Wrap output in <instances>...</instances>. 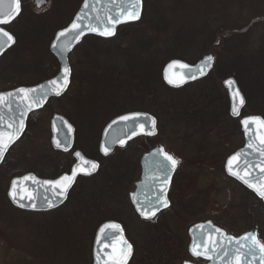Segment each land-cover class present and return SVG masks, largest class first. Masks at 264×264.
<instances>
[{"label":"water","instance_id":"95a60500","mask_svg":"<svg viewBox=\"0 0 264 264\" xmlns=\"http://www.w3.org/2000/svg\"><path fill=\"white\" fill-rule=\"evenodd\" d=\"M45 1V0H44ZM39 9L48 3L36 0ZM21 12V0H0V59L17 43L16 37L4 29L15 22ZM144 13V0H85L72 23L60 30L51 44L50 52L60 64L55 78L31 87L0 94V168L10 149L23 137L29 117L43 110L53 99L62 98L72 79L70 58L87 37L112 39L120 27L139 22ZM215 57L205 56L197 64L182 60L169 62L163 70L164 83L171 89L204 80L213 72ZM230 101V114L241 118L247 100L238 81L231 77L222 84ZM60 114L54 115L52 147L64 153L75 145V127ZM246 146L228 158L225 166L229 178L242 184L264 203V118L259 115L241 119ZM158 120L151 114L133 112L117 117L105 128L100 151L108 157L117 149L126 148L140 137H156ZM75 155L76 164L69 175L57 180L26 174L12 180L8 198L17 209L44 213L56 210L67 202L70 192L80 177H91L100 171L97 161L86 158L82 152ZM143 179L131 202L144 219H153L168 206V194L173 176L179 166L173 155L164 148H155L142 161ZM160 182L159 188L151 182ZM152 189L153 192H148ZM191 253L203 256L212 264H264V244L257 233L249 232L240 238L228 237L211 223L191 229ZM207 238H206V236ZM93 264H130L133 246L127 240L120 223L111 221L101 225L95 235ZM205 247L206 255L196 252ZM190 264V263H189Z\"/></svg>","mask_w":264,"mask_h":264},{"label":"rangeland","instance_id":"374dc122","mask_svg":"<svg viewBox=\"0 0 264 264\" xmlns=\"http://www.w3.org/2000/svg\"><path fill=\"white\" fill-rule=\"evenodd\" d=\"M30 1V4L29 2L27 3L26 14L21 18L20 21H18L16 27L10 29V31L12 34L20 36L22 39L23 36L28 34L27 32H29L30 26L33 24L34 26L38 25L37 32L38 34L41 32L44 43H46L47 40L49 41V38L51 40L53 39V36L56 33L55 29H60L66 22H70L72 18L71 16L74 15H72V12L74 13L77 11L76 5L78 4V0H74L71 6L72 9L70 8L69 13H65V10L63 9H65L66 6L63 7L62 4L58 7L51 6L52 9L55 8L56 10L52 11V9H50L49 14V11L38 13L35 9L33 10L32 0ZM161 3L164 2L161 1ZM166 5L167 10L171 11L173 4L169 3ZM236 6L237 8L234 9ZM150 10H152V8H150ZM170 14L172 17H174V20H177L179 23H185V29H202L201 35H204L202 39H205L206 43V37L210 30H219L221 26L228 23V21L231 19H235V22H241L243 26H249L251 23L256 24V22H259L251 29L248 42L249 49H260L259 54L256 55V58L243 61L244 59L240 58V55L236 53L229 54V49L226 50L220 46L218 51L224 52L221 53L223 55L222 63L221 65L218 63L217 56L215 55L217 62L214 65L218 72H220V67L225 63L241 65L240 71L243 75L242 85L247 92L250 91V87L248 86L249 84H247L249 83L248 79L244 78L245 73L255 72L258 74L255 77L256 80L264 82V0H198L197 10L194 12L185 16H180L176 14V12ZM41 16L45 18H41ZM211 17L216 19H214V23H212ZM243 17L246 18L243 20ZM28 20H31L29 26L26 24ZM208 25L213 26L209 29L205 28ZM185 29L183 32H181L182 34H185ZM151 32H153V29L148 27L147 33L151 34ZM222 32L223 31H221V33ZM224 35H227V33ZM219 36L223 37L222 35ZM51 43L52 41L49 42L48 46L41 44L35 49H31V47L25 42V39L21 45L17 43L18 46L16 45V47L10 51V53L7 54V56L0 62V66L5 65L9 67L10 69L8 70L11 71L10 74L14 73L15 75L14 77L11 76V78H9L10 84L20 86L36 84L39 82L42 79V74L33 68L35 65H37L41 66L45 72L49 71L51 68V62L54 61L50 52ZM202 46V50L201 48L197 49V46H193L194 48L189 51V54H186L189 65H193L203 57L209 55L210 50L213 48V44L211 43L210 45L208 43L202 44ZM84 57L85 56L83 55L82 51L76 52L71 56V62L75 64V70L78 72V74L85 67V65H83L84 61H86ZM133 58L135 59V57ZM90 60L87 61L89 62L88 70L90 69L89 71L91 73H86L88 70L86 72L84 70V73H86L87 77L85 74H79L81 78L83 76L84 80V86L81 87V92L83 91L89 93L90 98H85L81 104L79 102L74 103L70 100L67 101L64 99L63 101L54 103V110L57 114L67 117L69 116L75 122V124L78 125L79 143L82 144L83 148H85V151L89 157L97 158V155L99 154L98 146L103 128L111 120L118 117L119 113L122 114L129 112L128 110H131V107H126V105L129 102H132L131 99L133 97H131V95H127L128 86L124 82V79H126V75L131 72L133 78V66L131 68V66L128 65V63H126L124 60H117L114 62L102 60L104 70L101 72L100 76L99 71H97V65L91 64L92 62ZM31 63H33V67ZM128 68L131 69L127 71ZM117 73H119L120 80H122L121 83L119 82V79H117ZM212 73L210 75H212ZM92 81H97L98 84H93ZM221 87L224 91H226L223 85H221ZM131 89L132 83L129 89L130 93L132 92ZM75 90L76 92H80L78 84ZM163 95L166 97L168 94ZM171 95L172 93H169L168 97ZM110 98H112L113 101H116L118 104L119 102L121 103L117 109L115 108L111 110V106L108 105L110 103ZM254 103L255 99L253 106L255 105ZM75 104L79 106L76 107ZM251 105L252 102L249 104V106L250 109L253 110ZM105 107H108L107 109L110 108L108 111L109 114L108 112H105ZM136 109L138 108L136 107ZM251 110L250 113L253 114ZM55 113H53L51 109L47 108L35 115V118L37 120L39 119L40 123H45L48 127V124H50ZM94 124L96 125L95 131L93 130ZM161 124L163 125V129L159 125L161 136L158 139H154L153 144L157 145L160 141H164L166 144L171 146L176 157H178L179 152L183 149L182 147L184 146V143L179 144V142L174 139L175 137H179V135L174 134L175 132L169 126L167 120H164V122ZM31 134H37L38 139L47 141V138L45 135H42V132L39 129L32 130ZM95 136L97 139H95ZM28 139H31V136ZM38 139H36V141ZM28 145L29 146H26L25 148L26 151L28 153L35 152V155L31 156L30 159L36 160V164L41 166V169L36 170V172L39 173V175L50 177L55 176V174L58 173L56 167L54 166L56 161L53 160V162H50L52 164L48 165L41 159V154L43 153L44 149L37 147L33 143H28ZM194 146L195 144L190 148L192 151ZM132 151L133 149L130 148L129 150L125 151L124 155L122 154L123 152H121V155L126 158L130 156L131 160L126 161V159H123L122 161H113V163H115L113 167L114 172L111 168L110 170L109 168L106 169L107 166L113 165V163L104 165V163L107 161H101L103 163L99 175L94 177V179L90 180V182L86 184L87 189L83 195H74L71 203L67 206H64L62 209H60V211L54 212L53 214H21L15 210L16 208L11 211H7L4 216L5 218L0 219V264H92L93 251L91 254L90 246H93L94 243V235L97 228L96 225L107 218L119 217L123 220H126L129 233L132 235L133 210H131V206L127 204L128 200L124 198L125 191H128V193L133 191ZM173 151L170 150L171 153H173ZM44 152L47 154V156L56 155L51 151L49 152V149ZM183 158L185 160H189V157ZM116 163H120L122 167L124 166L126 168L125 172H123L124 176H122L130 177L128 182H124V179L121 180L122 176L119 173L122 172H117L119 169V164ZM31 164L33 163L30 162V165ZM210 165L212 168L218 167V165L215 167V165L213 164V166L211 163ZM22 171L29 172L28 166L24 167ZM110 173L115 175V177L120 178V182L115 188L108 186L102 192V188L110 182L107 179ZM215 173V178L217 180V192L214 191L212 194L213 196L211 198L213 199V204L221 210L233 209L235 220L247 219V214L245 213L247 206L244 205L246 203H241V198L237 199L241 196L236 197L235 194H232L229 190L223 191L224 189L228 188L226 185L224 186L221 174L217 172ZM6 177L5 172H0V180H3V183H5L6 179V182L9 185L10 178L7 179ZM251 203H253L252 199L249 200V204ZM248 218H250L251 221H255L256 219L257 223L258 212L251 211V213L248 215ZM260 221L263 223L264 217L260 218ZM244 226L247 225L244 224ZM263 231L264 230H262L263 237L261 238H263L264 241Z\"/></svg>","mask_w":264,"mask_h":264},{"label":"trees","instance_id":"16d2710c","mask_svg":"<svg viewBox=\"0 0 264 264\" xmlns=\"http://www.w3.org/2000/svg\"><path fill=\"white\" fill-rule=\"evenodd\" d=\"M161 1L164 3H161ZM197 1L198 0H144V13L142 19L139 22L122 26L115 38L110 40H105L98 37H88L84 40L83 44L78 47L76 52L82 51L83 55L85 56L84 59H91V62L102 60L114 62L117 60H124L126 63H128V65L131 66V68L133 66V78L131 72L127 74L126 79H124V82L128 86L127 95H131V97L132 92L130 93L129 89L131 83H133V102H129L126 105V107H131V110L128 111L145 112L153 115L158 119L159 125L162 127V129L163 125L161 123H163L164 120H167L169 126L174 130V134L179 135V137H175L174 139L177 140L179 144L184 143L182 151L179 152V156L182 158L189 157V160H185V163L189 165V170H192L199 175V173H207L211 170L217 173L225 172V159L226 156L230 154L228 147H224L223 144H217L216 141H214L215 138L209 139L204 137V135H206L205 133H209V127H214V125L218 124L238 122L236 119H233L231 116H229L230 103L228 94L221 87L223 82L231 77H234L238 81L239 86L247 99V107L243 113L244 116L259 115L263 118L264 82L256 80L255 77L258 74L255 72H247L248 74L245 73L244 78L248 79L249 83L247 84H249L248 86L250 87V91L247 92L242 85L243 75L240 71L241 65L225 63L220 67V72H218L215 68L212 73L213 76L209 75L210 77L208 79L199 81L195 84H192L191 86L185 87L184 89L173 90L166 86L162 78V72L166 64L173 60H182L188 62L186 57L189 54V51L194 48L193 46H197V49L201 48L202 50V44H213V48L210 50L209 55H216L217 61L220 63V65L223 59V55L221 53H224L218 51L220 46H222L223 49H229V54L236 53L240 55L239 57L243 58V61L248 59L252 60L256 58L257 54H259L260 49L256 50L248 48L250 31L254 25L258 24L259 22H256V24H248L249 26H243L241 22H235V19H231L228 21V23L221 26L219 30H210L206 37V43V40L202 39L204 37V35H201L202 29H185V23L181 22V24L177 20L173 19L174 17H172L170 13L176 12V14L180 16H185L197 10ZM169 3L173 4L171 11L167 10L166 7V4ZM150 8H152V10H150ZM235 8H237V6L234 7V9ZM245 18L246 17H243V20ZM214 19L212 18V23L215 22L216 19ZM30 22L31 20H28L26 24L29 26ZM66 26H68V22H66L60 29L57 28L58 30H55L58 32ZM212 26L213 25H208L205 28L209 29ZM148 27L153 29L151 34L147 33ZM29 28L30 32H27L28 34L23 36L22 39L20 36L16 35L19 45H21L25 39V42L28 44V46H30L31 49H35L41 44L48 46L49 42L53 41L55 37L54 35L52 40L49 38V41L47 40L48 43H44L41 32H39V34L37 32L38 25L34 26L33 24ZM184 29L185 34H182L181 32H183ZM221 31L224 33H221ZM226 33L227 35H224ZM219 35H222L223 37H220ZM133 57H135V59ZM52 58L54 61L51 62V68L48 72H45L41 66H34L33 69H36L38 72H40V74H42V79L36 84L52 79L58 75L60 65L53 56ZM33 63H31L32 67ZM130 69L128 68L127 71ZM117 75V79H119V82L121 83L122 80H120L119 73H117ZM76 76L77 75H75V77ZM79 77L80 76H77L75 78L76 82L69 92H76L75 88H77V84L79 85V91L81 92V87H83L84 84L78 82L81 81V77ZM92 82L93 84H98L97 81ZM36 84L20 85L19 87L33 86ZM10 86L12 87L14 85L10 84ZM169 93H172V95L168 97ZM163 94L168 95L164 97ZM62 99L67 101L70 100L74 103L79 102L80 104L84 101L82 99L70 98L68 95H65ZM254 99L255 105L253 106ZM58 100H52L49 105H47V108L51 109L53 113H55L54 103H56ZM251 102V107L253 110H251L249 106ZM75 105L76 107L79 106L77 104ZM136 107L138 109H136ZM250 110L253 112V114L250 113ZM129 112L122 114L119 113L118 116L127 114ZM67 118L72 122L71 124H74L77 129L79 128L69 116ZM194 144L195 146L192 151L190 148ZM164 145L168 147V149L171 148V146L166 143H164ZM130 148L131 146L126 150L118 151L114 157L108 159L102 158L103 162L107 161L104 163V165L113 163V161H122L123 159H126V161L131 160L130 156L127 158L123 156L125 151L129 150ZM121 152H123V155H121ZM54 156L57 157V155ZM62 160H65L67 165L70 164V161L66 158V156H64ZM28 161H30V159H28V156H26V166H28L29 172L36 173V169L32 167L33 165H30V162ZM210 163L212 165L214 164L215 167L218 165V167L212 168ZM116 164H119V169L117 172L119 173L121 171L122 173L119 174L124 176L123 172H125L126 168L124 166L122 167L120 163ZM114 165L115 163H113V165L107 166L106 169L109 168L110 170L111 168L114 172ZM123 176L121 180L124 179V182H128L130 180V177ZM43 177L48 176L44 175ZM107 179L110 182L102 188V192L108 186L115 188L120 182V178L115 177V175L112 173L109 174ZM228 181L232 194L234 193L236 197L241 196L237 198H241V203H246L244 205L248 207L249 200L252 199L253 202L259 205V207L264 208L263 203L254 194L243 188V186L236 183L235 181L231 179H228L227 182ZM8 189L9 185L6 182V179L5 183H3V180H0V219L5 218L4 216L7 211L15 209L8 199ZM124 193V198L128 200V191H125ZM129 203L130 202L128 201L127 204ZM15 210L21 214H34L31 212H24L22 209ZM111 220L123 223L128 232L127 235H129L133 242V233L130 235L126 220H123L119 217L107 218L103 221L101 220L102 222L97 225V228L103 223L105 224V222ZM90 247L92 254L93 247Z\"/></svg>","mask_w":264,"mask_h":264},{"label":"flooded vegetation","instance_id":"af4514ba","mask_svg":"<svg viewBox=\"0 0 264 264\" xmlns=\"http://www.w3.org/2000/svg\"><path fill=\"white\" fill-rule=\"evenodd\" d=\"M45 1H47L48 4L46 6H43L41 9H39L38 6L43 5L42 2L37 3L36 0H32L33 10L35 9L36 12L38 13L49 11L48 13L50 14V9H52L51 6L58 7L62 4L63 7L66 6L65 9H63L65 10V13H69V10L70 8L72 9L71 6L74 2V0H45ZM45 1L43 0L44 3H46ZM84 1L85 0H78V4L76 5L77 11L74 13L72 12V15L73 14L74 15L71 16L72 18L70 22L68 23V25L71 24L72 21L74 20L75 16L79 12V9L81 8ZM28 2L29 4L31 3L30 0H21V12H20L21 14L19 18L15 22H13L11 25L4 27V29L9 31L10 29L16 27V24L18 23V21H20L21 18L26 14ZM53 10H56V9L53 8L52 11ZM41 18H45V17L41 16ZM29 32H30V28H29ZM13 35L16 37L15 34ZM17 43H18V40H17ZM15 47H13L6 54H4L3 57L0 59V62ZM74 53H76V51H74L73 54ZM71 60L72 59L70 58L69 62H71ZM88 63L89 62L87 60L84 61L83 65H85V67L82 69V71L80 70L81 72L79 71L80 72L79 74L86 75V73L90 72L89 71L90 69L88 70V67H89ZM91 64L97 65L98 67L97 71H99V74H101V72L104 70V66L102 65L103 61L92 62ZM71 67H72L71 86L68 92L66 93V95H68L70 98H73V99L84 100L87 97L90 98L89 93H86L83 91L74 92V93L69 92L70 89L73 87L74 83L76 82L75 78L77 76H80L78 72H76L75 70V64L72 62H71ZM8 69L10 68L5 65L0 66V94H4L7 92L16 90L18 88H21L17 85H14L12 87L10 86L9 78H11V76L14 77L15 75L14 73L10 74L11 71H9ZM84 70L85 72L87 70L88 71L84 73ZM75 75L77 76L75 77ZM83 81H84L83 78H81V81H78V82L83 83ZM191 85L192 84L188 86H191ZM132 89H133V83H132ZM132 97H133V90H132ZM93 98H96V97H93ZM62 100L63 99L61 98V100L59 99L57 102H60ZM109 101L110 103L108 105L111 106L110 107L111 110L115 108L117 109L119 105L121 104L120 102L118 104L116 101H113L112 98H110ZM107 108L108 107H105V112H108L110 109V108L109 109ZM45 109H47V107ZM38 113L33 114L30 117L25 134L23 135L21 140H19L10 149L9 153L7 154L3 162V165L0 168L1 172H5V177L7 176L6 177L7 179L10 178L9 187L11 186V182L13 179L18 178V177L20 178L26 174H35L39 178L41 177L42 179H48V180H57L61 178L63 175H69L72 171V168L74 167V164H76V158L74 154H76L77 152H80V153L82 152V154L86 158L99 162L100 169H101L102 163H103L101 161H103V159L114 157V155L118 151L121 150V149L115 150V152H113V154L108 157L102 156V153L100 151L101 141H102L104 130L107 127V125L110 123L109 122L103 128L101 132V138H100V142L98 146L99 154L97 153L98 154L97 158L89 157V155L85 151V148H83L82 144L79 143V140H78L79 132L74 124L73 125L76 131L74 133L75 134V145L73 149L67 153L57 151L52 147V135H51L52 126L50 125L51 122L50 124H48V127L46 126L45 123H40V120L39 119L37 120L35 118V115H37ZM130 113H133V112L130 111ZM243 117L244 116L242 115L241 118ZM241 118L236 120L238 121L237 123L218 124V125H214V127H209V133H205L206 135H204L205 138H209V139L215 138L214 141H216L217 144H223L224 147L225 146L228 147L230 154L226 156L224 170H225V166H226V162L228 158H230L234 154L236 155V153L239 150L243 149L246 146L245 134L242 130V126L240 123ZM95 127L96 125L94 124L93 126L94 131H95ZM38 129L42 132L43 136L45 135V137L47 138V141L38 139L37 134H31L32 130H38ZM159 129L160 128L158 124V130ZM30 136H31V139H28ZM160 136H161V131L159 130V134L156 137L137 138L135 140H132L133 142H131L126 148L122 149V150H126L130 146L133 149L132 151L133 152V191H130L128 193V201L130 202L129 204L131 206L130 208H132L131 210H133V213H132L133 214V242L130 239L129 235H127L128 232L126 230L125 225L118 221H115V222H118L120 223V225L123 226L125 230L126 238L133 246V258L130 264H189V263L190 264H212L211 260H208L207 258L203 256L196 257L190 252L191 245H192V242H191L192 237H191V232H190L191 229L197 225H204L207 223H211L215 228H218V230L225 232L226 236H228L229 238L230 237L240 238L241 236L249 232H255L257 233L259 240L264 244L263 238H261L263 237L262 230H264L263 228L264 221L263 223L262 221H260V218L264 217V208L259 207V205H257L255 202L249 204L245 212L247 214V219H241V220H235L233 209H225V210L218 209V207L213 204L212 202L213 199L211 198L213 196L212 195L213 192L217 190L216 188L217 180L215 178L216 173L211 170L210 172L199 173L198 175L192 170H189L188 168L189 165L185 163V159L178 155H177L178 157H176L173 149L172 148L168 149V147L164 145L165 143L164 141H160L159 144L157 145L153 144L154 139H158ZM36 139L38 140L36 141ZM95 139H97L96 136H95ZM28 143H33L37 147L43 148L44 151H47V149H50L49 152L52 150L53 154L57 155V157L55 156L52 157V156H47V154L43 150L42 151L44 154L40 152L42 153L41 159L45 161L48 165H51L52 163L50 162H53V160L56 161L54 166L56 167L58 173L55 174V176L43 177L44 175L41 176L37 172L34 173V172H23L22 171L24 167H26V156H28V159H30L31 156L35 155V152L28 153L26 151L25 148L26 146H29ZM159 147L164 148V150H166L167 153L173 155L175 160L179 162V166L176 169L173 179L171 180L172 183L169 189L168 201H167L168 206L165 209H163L161 212H159L153 219H144L138 213L136 206L134 204V201L133 203L131 202V194L133 193L134 195V193L137 191V185L141 183L143 179V171H142V165H141V161L143 157L146 154L153 151L155 148H159ZM170 150L173 151V153H171ZM94 152H95V149H94ZM64 156H66V158L69 159L70 164L67 165L65 160H62ZM28 162L33 163L31 165H33V167L36 170L41 169V166L36 164L37 162L36 160L30 159V161ZM99 172L91 177L78 178L76 181V184L74 185L72 191L69 194L67 202L63 205V207L71 203L74 195H77V194L83 195V193L87 189L86 184L89 183L90 180L94 179V177L99 175ZM220 174H221V178L223 180L224 186L226 185L228 188V189H224L223 191H226V190L231 191V189L229 188V181L227 182V180L228 179L233 180V179L229 178L228 174L226 173V170L225 172H222ZM235 182L238 183L237 181ZM151 183L157 188H159L158 186L159 184H161L160 182H154V181ZM240 185L243 186L242 184ZM148 192H153V190L150 189L148 190ZM63 207L61 206L60 208L56 210H52L51 212H48V213L53 214L54 212L60 211V209H62ZM251 211L258 212V222L257 223H256V219L255 221L254 220L251 221L250 218H248V215L251 213ZM111 221H107V222H111ZM244 224L247 226H244ZM100 227L97 228V231L99 230ZM95 237L96 236H94V241H95ZM196 252L198 254L200 253V255L202 254L206 255L205 247H202V246H199ZM92 264H93V260H92Z\"/></svg>","mask_w":264,"mask_h":264}]
</instances>
